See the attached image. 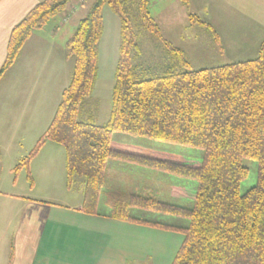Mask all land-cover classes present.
Wrapping results in <instances>:
<instances>
[{
    "label": "trees",
    "instance_id": "1",
    "mask_svg": "<svg viewBox=\"0 0 264 264\" xmlns=\"http://www.w3.org/2000/svg\"><path fill=\"white\" fill-rule=\"evenodd\" d=\"M71 1L42 0L13 26L0 80L33 32L65 13ZM150 1L91 2L64 44L65 59H73L69 83L44 135L15 170L27 165L46 139L62 144L67 184L71 186L75 177L83 178L82 210L89 215L102 214L101 193L111 162L193 180L192 190L170 187L172 196L188 199L190 206L163 202L148 187L127 200L114 196L107 202L112 205L108 213L182 234L172 264H264V38L255 58L180 71L189 66L188 61L181 49L161 37L149 12ZM180 1L188 5V0ZM105 4L118 16L120 43L110 117L106 124L97 125L90 113L86 120L78 119L85 113L84 100L91 96L97 78ZM189 22L207 28L218 43L206 21L191 13ZM143 32L160 38L168 54L170 65L160 75L146 77L150 68L134 63ZM115 132L181 144L200 149L203 155L184 161L178 153L116 141ZM244 159L256 161L257 177L256 184L242 194L240 183L249 172ZM132 209L149 216H132L136 215Z\"/></svg>",
    "mask_w": 264,
    "mask_h": 264
},
{
    "label": "crops",
    "instance_id": "2",
    "mask_svg": "<svg viewBox=\"0 0 264 264\" xmlns=\"http://www.w3.org/2000/svg\"><path fill=\"white\" fill-rule=\"evenodd\" d=\"M41 1L0 0V68L11 29ZM189 5L216 32L218 45H235L244 50L239 56H257L264 38V0H188ZM67 11L77 8L71 5ZM55 29L51 34L34 31L0 80V143L15 138L17 129L38 127L41 119L44 123L69 83L72 70L62 42L53 37ZM114 169L124 173L111 162L106 185ZM76 178L84 192V180ZM101 213L89 215L82 204L41 208L0 190V264H172L182 234Z\"/></svg>",
    "mask_w": 264,
    "mask_h": 264
},
{
    "label": "rangeland",
    "instance_id": "3",
    "mask_svg": "<svg viewBox=\"0 0 264 264\" xmlns=\"http://www.w3.org/2000/svg\"><path fill=\"white\" fill-rule=\"evenodd\" d=\"M91 2L93 0H72L68 4L65 13L51 18L42 28V31L51 34L58 26L55 31L58 30L53 37L58 43L62 42L64 46L66 40L73 34L78 21L86 15ZM71 5L76 6L77 12L69 13L67 11ZM149 12L160 29L161 37L184 52L189 66L180 71L199 70L255 58L254 55L248 54L239 56L240 52L244 50L237 48L235 45L224 47L225 42L218 45L208 29L196 22L193 24L189 22V14H196L194 13L196 11L190 5L188 7L184 5L180 0H151ZM101 13L103 31L97 47V79L91 96L84 100L85 113L78 119L84 121L87 113H90L93 116V122L97 125L106 124L110 117L112 89L115 83V68L120 43L118 16L107 4L103 6ZM63 15L67 16L66 21H64V18L62 21ZM129 16L133 20L132 13L129 12ZM199 18L203 20L201 16ZM235 52L236 55H234ZM135 53L134 63L150 68V71L147 70L148 72L145 73L146 77L160 75L170 65L162 40L146 32L142 33ZM68 63L70 70H72L73 59H70ZM60 100L61 96L58 93L54 103L55 107L52 108L44 123L41 119L40 126L17 129L15 138L6 139V141L0 143V190L9 194L27 197L41 208L50 206V204L59 206L79 205L83 201V191L76 181L78 178H74L75 181L73 180L71 186L67 184L66 154L62 144L46 139L27 165L15 170V166L23 158L29 156L38 140L44 135L54 115V109ZM6 135L8 134L6 133ZM112 138L120 142L178 153L184 161L198 160L203 155V151L200 149L120 132L113 133ZM118 165L123 167L122 172L124 173H117L114 169L113 175L110 176V182L112 183L107 184L102 191L103 193H101V206L99 207L101 212L106 213L112 210V205L107 206V202L114 196L118 195L127 200L126 198H129L132 193L147 192L145 190L148 187L156 190L159 199L163 202L179 206H190L188 199L172 196L170 187L183 185L192 190L196 186L195 181L163 174L129 163H118ZM244 165L249 172L240 183V193L242 194L256 184L257 177L256 161L244 159ZM110 185L111 187H109ZM130 212L136 214L132 216L145 219L149 216V213L137 209H132Z\"/></svg>",
    "mask_w": 264,
    "mask_h": 264
}]
</instances>
